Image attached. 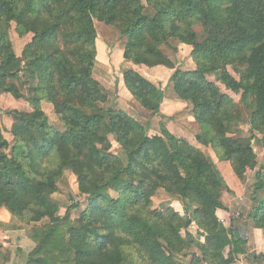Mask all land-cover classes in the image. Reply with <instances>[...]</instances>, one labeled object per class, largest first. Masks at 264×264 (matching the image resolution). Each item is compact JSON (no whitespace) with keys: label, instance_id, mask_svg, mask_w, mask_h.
I'll use <instances>...</instances> for the list:
<instances>
[{"label":"trees","instance_id":"obj_1","mask_svg":"<svg viewBox=\"0 0 264 264\" xmlns=\"http://www.w3.org/2000/svg\"><path fill=\"white\" fill-rule=\"evenodd\" d=\"M96 22L125 38L126 61L171 71L173 91L191 106L199 127L196 142L217 164L165 123L150 136L108 105L107 91L93 76ZM14 35L27 40L21 54ZM174 42L191 49L194 70L177 68L164 52ZM229 68L243 72L236 78ZM217 73L219 83L210 81ZM123 80L143 109L160 113V84L134 70ZM219 84L241 96L250 113L249 137L241 131L239 104ZM3 94L31 108L7 113L11 141L0 124V209L30 227L26 236L35 249L28 264H235L240 256L264 264V254L236 236L239 226L264 235V165L258 168L254 149V141L264 149V0H0ZM44 102L59 127L50 124ZM221 163L239 181L257 171L228 228L217 215L227 210L223 196L231 193ZM66 172L85 198L74 218L80 204L63 215L53 198ZM160 190L182 200L184 216L170 206L154 209ZM182 253L191 261L180 262Z\"/></svg>","mask_w":264,"mask_h":264},{"label":"rangeland","instance_id":"obj_2","mask_svg":"<svg viewBox=\"0 0 264 264\" xmlns=\"http://www.w3.org/2000/svg\"><path fill=\"white\" fill-rule=\"evenodd\" d=\"M145 13H151L150 9H147ZM96 28L98 34L97 44L99 49V59L95 63L93 76L107 91L109 95L108 105H110V103H113L116 109H118V107L126 109L130 116H132L135 120L143 124L148 129V134L150 136L159 134L161 123L166 122L167 126H169L173 132L184 134L195 142V134L199 132V127L197 123H194L188 108L183 107L182 109H180V111H178V113H171V111H168L166 113H170V115L168 116L171 117L163 116L164 118L160 120L161 111L159 114L153 115L152 112L143 109L134 99L130 98L128 95L126 96L120 94V84L119 89H116L115 84L117 81L121 83L122 75L127 70V68L122 66V59L120 57V52H118V49L120 51L121 47L124 48L125 38H123L118 31H114L113 29L107 27L102 23L96 22ZM196 30L200 35L202 34L201 27H196ZM13 39L15 41L16 51H18V54H21V51L23 49V41H19L16 35H14ZM173 47L178 48L177 52H175V49ZM163 50L170 56L171 60H173L177 68H181L183 70H194L196 68L192 58V51L189 47H186L185 45L180 44L179 42H174L170 46L163 47ZM116 53H118L119 55ZM157 70H160V72H158ZM139 71L153 83L160 84L161 88L165 93L164 100L169 99V101H172L171 104L174 103L173 101H175L176 97L173 91V85L171 81L172 73L171 71H169V69H150L145 66H141ZM229 71L236 78H239L241 73L243 72L242 69L238 68H229ZM208 78L210 81L219 83V73L211 74L208 76ZM111 84L112 90H108L107 86H111ZM219 85L225 93L229 94L239 104L244 119V123L241 126V131L243 132L244 136L249 137L250 113L240 103L241 96L226 90L223 85ZM43 105V109L49 117L50 124L52 126L59 127L60 124L53 110V107L45 102L43 103ZM25 108L31 110V108L25 102L14 99L10 94L0 95V124L5 131V136L10 134V132L5 127L6 124H8L9 122L8 119L12 120L10 116H7V113L12 110H23ZM179 112L183 113L180 115ZM254 149L257 154L258 168H260L264 165V149L257 141H254ZM114 150L115 152L119 153V155L121 156V158H123L124 161L127 160L126 155L121 150H119L116 144H114ZM228 165V163L218 164V168H220L219 170L223 176L227 175L226 170H228ZM256 172V170L249 171L243 181H238L239 183L237 185L231 186L234 189L233 191H231V193L226 192L228 194L226 195V201L229 202L231 206H233L234 210L232 217L237 218L239 216L240 207L244 204V197L241 200L236 197V193L241 192V194H243V192L246 190H252L253 186L257 182ZM111 195L113 197L118 196L115 192H111ZM53 198L59 203L60 211L63 215H65L68 210L72 209L75 204H80L81 207L79 210L72 211L73 218L76 217L77 214L82 209H84L86 205L84 201L85 198L79 195L76 177L71 172H66L64 174V177L59 184V191L53 196ZM153 205L154 209H162L167 206L173 207L175 210L179 211L184 216V205L182 200L179 197L167 194L163 190H160L154 196ZM190 230L196 235L197 229L194 225L191 226ZM194 251H196L195 248L191 249L190 253H193ZM186 254L187 253L178 254L176 255V258H178V260L182 263H184V261H187L188 263L191 261V256ZM235 264L241 263L236 262Z\"/></svg>","mask_w":264,"mask_h":264},{"label":"crops","instance_id":"obj_3","mask_svg":"<svg viewBox=\"0 0 264 264\" xmlns=\"http://www.w3.org/2000/svg\"><path fill=\"white\" fill-rule=\"evenodd\" d=\"M18 39H19V41H23L22 47L25 46L27 40H20V38H18ZM13 41H14V39H13ZM14 44H15V41H14ZM118 52H120V57L122 59V61H121L122 66L127 68L126 71L134 70V71L140 72L139 69L141 66L134 65L128 61L126 62V60L123 57V48L122 47L120 48V51L118 49ZM98 53H99V49H98ZM116 54H118V53H116ZM98 59H99V54H98ZM157 69H160V68H157ZM157 71L160 72V70H157ZM119 84H120V91H121L120 94L126 95V96L128 95L130 98L134 99L125 86V83L123 80V75H122L121 83L118 81V89H119ZM115 86H116V84H115ZM107 89L112 90V84H111V86H107ZM175 97H176V95H175ZM171 102L172 101H169V99L164 100V102L161 106V113H160L161 118H160V120H162L164 117H171V116H168V115H170V113H166V112L171 111V113H178V111H180V109L185 107V108H188V110L190 111L189 113L191 114L194 123H196V121L193 117L191 106L188 103H184V102L178 100L177 97L175 98V101H173L174 102V103H172L173 105L171 104ZM42 106L44 108V105H42ZM163 109H164V111H163ZM17 110L30 111L26 108L23 110H21V109H17ZM118 110H121V111L128 113V111L122 107H120V108L118 107ZM182 113L183 112H179L180 115ZM5 121H6V118H5ZM8 121L9 122H8V124H6L5 127L8 131H10L13 122H12V120H9V119H8ZM165 124H166V122H165ZM166 126H167V124H166ZM167 127L173 134H175L176 136H179V137L181 136V137L186 138L191 144L198 146V148H200L202 151L207 153L214 160V156L208 151V149L198 145V143L196 141L194 142L193 140H191L190 138H188L184 134H180L178 132H173L169 126H167ZM198 133L195 134V140H196V136L198 135ZM5 137L7 138L8 141H11V139H12L11 134H8ZM214 162L217 164V162L215 160H214ZM228 166L229 167H228V170H226V174H227L226 176H223L221 174V172L219 170L220 168H218V165H217V168H218V171L220 172V176L222 177V179L223 180L225 179L224 180L225 184L230 188L231 191H233L234 189L231 186L237 185L239 183L238 182L239 180L235 178L234 173L230 169V165H228ZM223 167H226V166H223ZM240 194H241V192L236 193V197L242 200L243 197H245V191L243 192V194H241V195ZM226 195H228V194L225 193L223 196V202H224L227 210L226 211L225 210H219L217 212V215H218L219 219L221 220L222 225L224 227L228 228L231 225V221L235 220V218L232 217L233 212H234L233 206H231L229 204V202L226 201ZM29 228H30L29 226L22 224L16 217H14L6 209H4V208L0 209V264H28L30 254L35 249L34 242H32L26 236L27 230ZM236 230H238L240 235H242L245 239H247L249 241V245L252 246L251 252H256L257 254H261V253L264 254V235H263V232L261 230L254 229L252 227H250V229H246L243 226L237 227ZM237 262H239L241 264H247V261H246L244 256H240V258Z\"/></svg>","mask_w":264,"mask_h":264},{"label":"water","instance_id":"obj_4","mask_svg":"<svg viewBox=\"0 0 264 264\" xmlns=\"http://www.w3.org/2000/svg\"><path fill=\"white\" fill-rule=\"evenodd\" d=\"M239 235H240V233H239V232H238V233H236V236H237V237H239Z\"/></svg>","mask_w":264,"mask_h":264}]
</instances>
